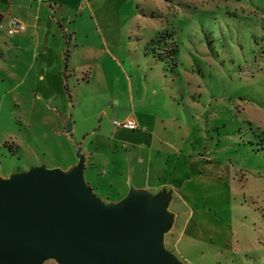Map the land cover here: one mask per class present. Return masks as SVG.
<instances>
[{
    "label": "rangeland",
    "instance_id": "obj_1",
    "mask_svg": "<svg viewBox=\"0 0 264 264\" xmlns=\"http://www.w3.org/2000/svg\"><path fill=\"white\" fill-rule=\"evenodd\" d=\"M37 1L0 0V6L8 17V9L15 15L31 5L32 16L42 18L48 5ZM50 6L73 36L68 66L75 72L67 76L68 92L56 87L58 75L37 79L33 53L41 33L33 40L8 35L5 17L0 176L42 164L65 169L81 145L95 151L96 165L87 163L84 177L101 200L120 199L129 185L171 196L175 219L164 244L180 260L264 264V0H51ZM163 34H172L177 48V66L167 73L144 54L146 43ZM102 52L111 65L106 81L85 65ZM141 115L142 132L130 135L157 138L149 159L146 149L134 152L122 140L131 130L114 125Z\"/></svg>",
    "mask_w": 264,
    "mask_h": 264
},
{
    "label": "water",
    "instance_id": "obj_2",
    "mask_svg": "<svg viewBox=\"0 0 264 264\" xmlns=\"http://www.w3.org/2000/svg\"><path fill=\"white\" fill-rule=\"evenodd\" d=\"M76 159L0 176V264H188L164 244L175 219L170 195L129 185L103 201L85 180L81 145Z\"/></svg>",
    "mask_w": 264,
    "mask_h": 264
},
{
    "label": "crops",
    "instance_id": "obj_3",
    "mask_svg": "<svg viewBox=\"0 0 264 264\" xmlns=\"http://www.w3.org/2000/svg\"><path fill=\"white\" fill-rule=\"evenodd\" d=\"M50 1L51 0H38L37 3H43L47 2L48 8L47 10L42 11V18L40 16L35 15L32 16L31 14V5H28L24 11H17L15 15H12V12L10 9H8V13L6 17V11L3 7L0 6V13L3 15V20L2 22L6 19L7 25L9 18L11 16H16L19 18L24 24H25V30L21 33H18L17 35H25L28 36L29 38L36 37L37 33H41L42 40L40 45L37 48V51L33 53L34 61L37 63V69H36V74H37V79L44 80L46 77L51 78L52 76H57L58 75V84H56V87L59 90H66V85H67V76L70 75V73H74L75 69L74 66H68V61H70L71 55L73 52L70 51V45L73 40V36L71 34H68L67 29L65 26L62 25L61 23V18L56 15V11L50 6ZM57 2V1H56ZM42 9H40L41 11ZM6 17V18H5ZM1 22V24H2ZM7 25L5 26L7 29ZM7 32V31H6ZM8 34V33H7ZM9 35V34H8ZM92 48L93 47H89ZM103 51V49H100L99 52ZM104 54L105 52L101 53L99 56L95 57L94 55L85 58V65L88 68H93L94 71L101 77L103 81L107 80V76H109V72L111 70V65L105 58ZM145 56L151 57V60L154 61L157 60L155 59L152 55L144 53ZM159 65L162 68V73H167V67H165V64L161 61H158ZM114 65V64H113ZM115 66V65H114ZM139 66V65H138ZM136 66L137 68H139ZM140 68L136 69L133 73V76L135 78L140 77ZM148 70V69H147ZM147 70H143V77L144 80L147 78ZM148 71H151L149 68ZM84 77L90 78L89 71L85 69L83 71ZM54 73V74H52ZM94 74V72H93ZM121 74H124L123 71H121ZM161 74V72H160ZM132 78V75L129 74V80ZM63 79V81H62ZM128 91L130 89L128 88ZM130 117V116H128ZM139 126L138 129L136 130H131L129 132V137H123L124 139L122 140H128L131 146L133 147L134 152L136 149L140 150V153H144L143 149H146L148 159L150 158V152L157 148V138L156 137H150L148 134H143V137H137L140 134L137 135H130V133H140L142 132L141 129L142 127V122H145V115H141V118H136V116H133ZM152 118V116H149ZM127 118V117H126ZM125 119V118H124ZM142 119V120H141ZM119 132V131H117ZM115 135L114 137L117 138L118 141L122 142L121 139H119L120 135ZM82 152L85 155V166L87 163L91 164L92 166L96 165L95 161L93 159L95 151L92 149H85L82 147ZM137 152V151H136ZM134 154V153H133ZM141 154V155H142ZM127 159L130 161L132 155L126 154ZM143 162V155L140 158L138 157V161ZM77 159L71 163L72 165L75 164ZM158 168L154 170V174L157 173ZM146 185V184H145ZM144 185V186H145ZM96 186V185H95ZM97 187V186H96ZM122 195L118 198H122L126 194V190H122ZM117 194H121L118 191ZM116 201V200H113Z\"/></svg>",
    "mask_w": 264,
    "mask_h": 264
},
{
    "label": "trees",
    "instance_id": "obj_4",
    "mask_svg": "<svg viewBox=\"0 0 264 264\" xmlns=\"http://www.w3.org/2000/svg\"><path fill=\"white\" fill-rule=\"evenodd\" d=\"M2 20H3V15L0 13V25ZM166 34L158 35L150 39L146 43L144 47V51L146 54H150L158 61H161L164 64H166L167 68L172 70L177 66V57H176L177 48L175 41H169V39L172 38V34L169 35ZM65 87H66V91L68 92L69 91L68 86L66 85Z\"/></svg>",
    "mask_w": 264,
    "mask_h": 264
},
{
    "label": "built area",
    "instance_id": "obj_5",
    "mask_svg": "<svg viewBox=\"0 0 264 264\" xmlns=\"http://www.w3.org/2000/svg\"><path fill=\"white\" fill-rule=\"evenodd\" d=\"M25 30V24L16 16H11L7 25V33L9 35L21 33ZM116 127H123L129 130H136L139 128L135 118L133 116L127 117L123 120H114Z\"/></svg>",
    "mask_w": 264,
    "mask_h": 264
}]
</instances>
